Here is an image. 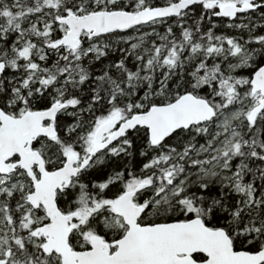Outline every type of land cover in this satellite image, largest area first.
Wrapping results in <instances>:
<instances>
[{
  "label": "snow or ice",
  "instance_id": "snow-or-ice-1",
  "mask_svg": "<svg viewBox=\"0 0 264 264\" xmlns=\"http://www.w3.org/2000/svg\"><path fill=\"white\" fill-rule=\"evenodd\" d=\"M0 264H264V0H0Z\"/></svg>",
  "mask_w": 264,
  "mask_h": 264
}]
</instances>
